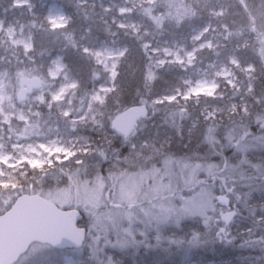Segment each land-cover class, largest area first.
<instances>
[{
  "label": "rangeland",
  "instance_id": "obj_1",
  "mask_svg": "<svg viewBox=\"0 0 264 264\" xmlns=\"http://www.w3.org/2000/svg\"><path fill=\"white\" fill-rule=\"evenodd\" d=\"M128 1L117 6V14L129 13L138 3ZM177 10L171 4L148 17L145 23L152 32L143 33L150 37L159 32L160 37H167L170 32L163 23H178L181 12ZM219 15L223 11L213 14ZM68 20L55 3L47 6L42 17L30 0H10L0 10V187H10L4 203L16 193L14 173L23 168L47 172L54 164L71 162L62 184L57 180L51 188L36 193L63 209L77 211L79 224L85 228L83 247L56 251L54 264H123L129 255V264H135L139 254L143 259L146 253L162 251L179 252L186 264L194 254H210L213 249L225 253L223 264H264V233L258 236L253 229L236 234L235 229L224 228L219 218L227 210L216 201L217 195L233 199L231 209L241 211L235 227L250 223L255 208L264 205L258 201L264 195V163L258 159L264 151V113L244 125L236 113L238 104L227 111L203 106L197 111L199 130L196 121L188 119L190 112L182 116L187 101L219 99L227 90L240 89L235 74L239 63L234 56L227 63L192 68L199 51L228 38L225 25L205 24L191 28L188 38L180 35L153 44L151 52L158 66L174 63L187 73L180 88L153 101L178 110L159 120L158 129L152 132L150 128L156 125L150 121L159 116L150 106V115L128 137H122L111 128L117 111H104L125 53L118 39L84 49L106 76L105 83L96 84L85 99L82 92L79 96L78 83L59 55H48L42 72L46 56L34 51L35 22L52 30L64 27ZM116 27L135 34L141 26L120 22ZM251 72V67L243 69L246 77ZM33 84L37 87L30 88ZM241 109L246 111L243 105ZM189 124L190 130L184 129ZM142 132L148 140L138 143ZM111 140L118 150L100 148L98 141ZM46 249L32 245L14 264H43L38 257ZM230 252L241 256L229 260Z\"/></svg>",
  "mask_w": 264,
  "mask_h": 264
},
{
  "label": "trees",
  "instance_id": "obj_2",
  "mask_svg": "<svg viewBox=\"0 0 264 264\" xmlns=\"http://www.w3.org/2000/svg\"><path fill=\"white\" fill-rule=\"evenodd\" d=\"M136 1L138 3L130 8L129 13L121 15L117 14V6L129 2L128 0H30L35 12L38 10L41 17L45 16L47 6L55 3L61 7L69 18L64 27L52 30L45 27L42 22H35L34 51L35 54L46 56L42 62V72L47 67L49 56L60 55L70 75L78 83L77 92L79 96L82 92L85 99L96 84L105 83L106 76L101 68L92 62L84 49L97 48L103 43L108 44L113 39H118V45L125 48V53L120 58L117 77L113 82L114 90L107 94L104 111L107 110L110 114L114 112L113 110H116L115 116L129 107L144 105L148 109V115H150V112H152L150 106H153L157 111V116H159L158 120L154 116L150 121L151 124L156 125L150 128L153 132L155 127L158 129L159 120L166 118L170 111L171 113H177L178 110L176 108L171 110L169 103L157 104L153 101L161 96L170 95L174 90L180 88L183 78L187 75L174 63H165L158 66L156 56L151 52V49L155 48L153 44L161 40H176L180 35L188 38L191 28H201L205 24L213 27L225 25L229 33L228 38L215 41L212 49L199 51L192 68L202 69L211 63H227L230 56H234L239 63L235 74L238 77L240 89L235 92L234 90H227L226 96L219 99L201 97L196 101H187L184 107L186 113L182 116L184 117L190 112L188 119L196 121V130L201 127V124H197L199 121L197 111L203 106L224 108V111H227L229 106L238 104L236 113L241 114V120L246 123L243 122L244 125L252 124L259 116H262L264 113V0H153L150 4L146 3L148 0ZM171 4H176L177 11L181 12L177 20L178 23H171L170 25L163 23L167 32H170L166 34L167 37H160L159 32L147 37L148 35L143 32L152 30L145 23L147 18L150 16L155 17L157 13L169 8ZM9 5L10 0H3L0 4V10L7 8ZM181 6L182 10L180 11L179 7ZM220 10L223 11V15L214 17L213 14ZM120 22L136 23L141 27L138 32L132 34L127 29L116 27V24ZM247 67L252 68V72L249 74L251 77H246V74L243 73V69ZM30 74L39 75L35 71ZM242 105L246 111H242ZM189 126L190 124L186 125L184 129L190 130ZM88 134L92 135V133ZM146 136L147 133H140L138 143L146 142L148 140ZM93 142H96V140H93ZM98 142L102 143L100 148L104 150L113 148L118 150L119 148L113 141H106V144H103V141ZM258 159L264 163V151L259 153ZM83 163L86 162L83 161ZM84 164L80 166H84ZM72 166L71 162H66L48 167L47 172L23 168L20 172L14 173L13 178L15 181L14 179L12 181L15 183L16 193L6 203H4L3 196L8 194L7 190H10V187H5L6 184L0 187L2 212L10 207L18 195L41 193V189L51 188L57 180H60L62 184V179L70 172L68 169H72ZM263 196L262 194V197L258 200L261 203H264ZM232 203L233 199H230V207H232ZM233 210L236 212L235 220L228 226L223 225L224 228L235 229L236 234L246 231L251 232L253 229L256 230L258 236L264 233V205L261 208L259 206L255 208L250 220L251 224H242L237 227H235V222L241 216V211L238 208ZM192 227L194 228L191 225L190 230ZM184 230H188L187 227ZM239 236H243V234ZM47 249L38 259L40 258L43 264L56 263L52 257L56 254V251L60 250L54 248L52 250L48 246ZM219 254H221L220 251L216 249H213L210 254L198 252L189 261L198 264L208 262L223 264L226 262L227 256H225V253ZM153 256L156 259H152ZM230 256L233 257L229 260H233L234 256H241V254L240 252L237 254L230 252ZM137 257L135 264L184 263V259L179 255V252L162 251L155 254L150 252L149 255L146 253L143 259H141L140 254ZM128 259L131 260L130 255ZM129 260H125L123 264H129ZM14 262L11 264H14Z\"/></svg>",
  "mask_w": 264,
  "mask_h": 264
},
{
  "label": "water",
  "instance_id": "obj_3",
  "mask_svg": "<svg viewBox=\"0 0 264 264\" xmlns=\"http://www.w3.org/2000/svg\"><path fill=\"white\" fill-rule=\"evenodd\" d=\"M30 88H36L33 84ZM147 116L145 106H133L116 115L114 131L128 137L136 123ZM218 205L229 206V198L216 196ZM234 211L220 215V222L228 226ZM75 210H61L51 201L37 194H22L4 213L0 214V264H11L32 244H44L59 249L79 248L84 241V229L77 228Z\"/></svg>",
  "mask_w": 264,
  "mask_h": 264
}]
</instances>
